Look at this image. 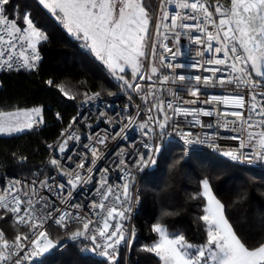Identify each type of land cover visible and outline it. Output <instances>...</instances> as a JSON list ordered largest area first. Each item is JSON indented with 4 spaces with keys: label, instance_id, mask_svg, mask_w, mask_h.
<instances>
[{
    "label": "snow or ice",
    "instance_id": "6c2138e0",
    "mask_svg": "<svg viewBox=\"0 0 264 264\" xmlns=\"http://www.w3.org/2000/svg\"><path fill=\"white\" fill-rule=\"evenodd\" d=\"M10 0H0V67L7 64L12 67L13 56L16 54L15 46L17 42H24L22 47L26 45L31 49V55H25L23 51L19 56L23 59V67L32 69L36 65L34 61L40 59L37 52V44L48 39L47 35L39 30L29 14L23 16V21L27 25L26 29L18 26L15 19H9L6 14L5 5H8ZM165 4L172 3L173 0H164ZM175 6L180 9H191L192 13H203V22H200L198 15L189 14H175L171 17V24H165L164 21L169 19L167 13L161 17V22L156 25V35H160V29H188L196 28L198 31L206 35L207 43L206 50L213 53V58L207 59L204 63L208 65H226L232 73H237L236 77H229L227 82L233 83L239 87L241 84L249 89L258 87L259 82L252 79L251 72L248 71L247 65L250 62L251 69L254 70L257 77L264 78V0H229L228 7L224 8L217 4L214 12L219 14V20L213 18V11L209 10L210 5L202 3L201 0H174ZM45 9H48L56 18L63 24L67 32L72 34L76 39L83 41V47L89 48L96 57H98L112 72L117 79L123 80L124 85L128 88H133L139 91L141 85L135 82L137 75L141 79H152L153 75H157L159 69L153 64L150 68L151 75L140 73L142 67L139 58L145 57V44L143 43L147 38L148 26L151 20V14L145 4V0H39ZM163 12V8H161ZM194 19L197 24L189 25L183 23L184 20ZM177 21H181L177 23ZM211 24L215 31H210L207 25ZM6 33V35H5ZM179 36V33H176ZM197 44L201 43L199 37H195ZM212 41L218 45L213 48ZM178 42V40H177ZM7 43L11 49L10 54L5 57L3 44ZM166 51L172 52L167 44H163ZM223 51L224 57L218 58L215 54ZM153 57L155 56V48L152 50ZM203 55V53H199ZM180 55L179 51L173 53V58ZM165 58L161 56V64L164 67L173 70L172 75H163L157 83L172 84L178 82H185L182 85L184 91L192 89V95H197L200 91L196 88V84L218 83L223 85L224 78H216L215 73L221 71L220 68H204V71H210L213 76L201 77L200 75H183L176 74L175 69L185 68L186 65L182 63L173 64L172 62L164 63ZM125 66L132 68V81L126 80L118 73L125 72ZM187 67H203V65L195 64ZM51 85L52 81H48ZM60 90L64 92L69 98H73L63 85H60ZM169 95L180 99V91L167 89ZM155 96V91L150 93ZM100 93H95L94 96H99ZM147 95L143 96L145 103H147ZM264 97V91L258 93ZM252 103L250 104L249 114L244 116L243 112H223L218 108L212 111H207L203 108L190 109L173 102L167 104V109L172 110L174 114L192 116L194 123L200 127H212L211 124L205 125L198 116H211L216 114L218 116H233L240 122V128L250 130L259 127L261 130L256 133L247 131V139L242 137H229L230 139H240L238 149L222 150L220 145L215 143L210 136L205 135L203 139L200 137H193L191 132H180L185 145L193 144H208L209 147L220 149L221 154L227 156L231 161L238 163H254L256 161H264V101L258 105L257 93L253 92L251 96ZM216 102V104H223L233 108L243 109L245 107V97L243 95H224L210 96L208 101L204 103ZM182 104H195L196 101L183 100ZM159 112H163V119L157 117H149L150 120H156L159 124L160 135H165V129L168 126L169 114L165 111L164 102L160 101L153 105ZM259 107V111L257 108ZM151 108L148 109L151 112ZM41 109L34 108L31 113L25 112L23 115L27 118L32 113L37 116L40 115ZM261 117L259 121L253 123L252 113ZM21 113H5L0 112V133L12 134L22 132L25 129H31L34 123L41 121H32L25 119L20 121L18 117ZM131 123V121H129ZM237 121H227L224 127L227 129L228 125H235ZM141 128H147V124L139 125ZM233 131L237 130L235 128ZM121 132H124V127H121ZM149 132L152 129L149 128ZM146 135L148 133H145ZM73 134L69 133L67 138L59 147L61 153L65 152L67 141L73 139ZM127 138L126 136L124 137ZM223 138V137H222ZM108 139L107 136L97 139V143L104 144ZM51 147V145H49ZM87 147V146H86ZM144 147L149 149V155L145 157L140 154V159L137 167L141 169L156 164V157L160 155V145L145 144ZM251 147V152H244L242 149ZM92 153V160L87 169L84 168L85 160L81 159L77 162L76 168L83 169L89 174H93V169L96 164L98 149L90 147ZM187 149L184 151V156H187ZM183 158V157H182ZM181 158V159H182ZM121 164L124 162L121 161ZM176 164L180 160L175 161ZM54 167H59L56 159L51 160ZM108 169H103V173H107ZM103 173L101 174L103 176ZM69 175L68 183L76 187L80 182H89V176H82L79 171L67 173ZM128 182L123 184L120 189L114 193V186L107 184L106 176L101 179L100 184L104 191L100 193L101 200L93 202L92 208L99 209L105 215L100 216V220L95 221L96 227L90 231L92 220L86 217L74 216L68 211H63L58 217L54 218V223L62 227H67L66 220H77L81 227L76 228L71 232L70 239L75 241L84 238L91 241V249L85 248L83 251L96 252L97 255L106 258L109 264H115L118 258V245L125 240V232L123 225L117 223L113 228L110 223L113 219L120 221L127 219V212L131 211V183L132 180L126 174ZM18 184L19 181L13 182ZM200 192L198 196H202L206 200L204 208V215L200 219L204 222L206 229V241L201 245H193L185 240L182 234L170 235L168 229L161 223H156L153 226V231L158 234V241L150 247H145L143 250L155 253L163 264H264V240L259 241L258 246L249 247L246 242L237 234L233 228V224L229 222L225 214V205L214 194L209 178L205 177L200 180ZM47 184V181L42 182V187ZM61 192L64 185L60 184ZM9 191L11 189L9 188ZM71 195V192L68 193ZM113 197L111 206L106 205L109 197ZM39 200L34 202L31 199L24 200L21 196L12 194V200L7 199L6 194L0 192V209L13 214L14 225H22L28 228V233H21L17 230V234L13 240L5 237L4 231L0 230V264H23L24 261L30 260L36 256L48 252L50 249L56 247V242L49 237L44 224L48 219H53V212L60 211L53 209L52 211H45L48 205L45 203L42 207L37 208ZM119 203L120 207L116 205ZM127 203L128 207H124ZM22 205L23 211H22ZM74 207L79 208V205ZM3 217L0 216V219ZM110 229L111 232L109 231ZM98 237L103 239V243L98 242ZM31 248L30 252H25V249ZM99 249V251H97ZM25 254L22 256L21 253Z\"/></svg>",
    "mask_w": 264,
    "mask_h": 264
},
{
    "label": "built area",
    "instance_id": "2783aa9c",
    "mask_svg": "<svg viewBox=\"0 0 264 264\" xmlns=\"http://www.w3.org/2000/svg\"><path fill=\"white\" fill-rule=\"evenodd\" d=\"M191 2V0H190ZM202 3L210 5L211 11H213V18L219 20V14L214 12V7L210 4V0H201ZM163 8V12L161 11ZM6 9V6H5ZM167 13L169 19L164 21L165 24H171V17L177 13L179 14H189V15H198L200 22H203V13H192L191 9H180L175 6L173 0L172 3L165 4L164 0H156L151 24H152V39L155 38L158 40V45L156 49V59L155 66L159 69L157 75H153L151 80L147 78L137 79L135 82L141 85L139 91L134 90L133 88H128L124 85L121 80L116 79L117 91L109 95H103L100 92H93L87 95L81 102L78 107L76 117L71 121L69 127L61 134V136L52 141L47 145V157L43 166L35 172V175L31 179H27L21 176L9 175L7 172L0 169V192L6 194L9 201L12 200V194L15 193L18 196H21L22 199L32 201L37 203V208L47 204L48 208L45 211H52L53 209H59L60 211H54L53 219H48L44 228L47 232L52 229L66 230L68 228H78L81 227V224L77 220L68 219L66 220L67 227H62L54 223V218L58 217L61 212L68 211L74 216L86 217L93 221L90 225V231L96 227L95 221L100 220V216L105 215V213L100 212L99 209H93V202H99L101 200L100 193L104 191V188L101 186L100 181L104 176L107 178V184L114 186V193L117 192L120 187L128 182L126 179V174L132 180L131 183V211L126 213L128 217L125 220L120 221L118 218L110 221L113 228L117 223L123 225L125 232V240L122 241L118 247V258L115 264H119L121 258L124 256L126 259V264L129 263V255L131 248L135 241L138 238V231L135 228V218L140 211L142 196H141V185L138 182L139 176L146 175L151 171L155 165L151 163L148 166L137 167V164L140 159V154H143L145 157L149 155V149L144 147L145 144L160 145V155L164 147L174 145L185 151L187 149L188 155L185 156L187 159L192 153L211 151L213 153L219 154L229 161H231L227 156L221 154L220 149L229 150V149H238L240 144V139H230L229 137H242L245 140L247 139V131H252L258 133L261 129L259 127L244 130L240 128V122L236 117L233 116H218L213 114L211 116H204L200 114L198 119L205 125L211 124L212 127H200L194 123L192 116L185 117L184 115L174 114L172 110L167 109V104L173 102V106L180 104L184 108L198 109L203 108L207 111H212L214 108H218L223 112H233L240 111L244 113V116L247 117L249 114V106L252 103L251 96L253 92L257 93V104L259 105L261 101H264V97L258 95L259 92L264 91V78H257L254 76L251 68L247 65L248 71L251 72L252 79L259 82V85L255 89H249L244 87L241 84L239 87L235 82L228 83L227 80L229 77H236L237 73H232L226 65H208L204 63L207 59L213 58V53H209L206 50V45L209 43L207 41L206 35L196 28L188 29H171L165 30L163 27L160 29V35H156V25L161 22V17ZM7 14V11H6ZM8 16V14H7ZM9 18V16H8ZM10 19V18H9ZM181 21H177L180 23ZM183 23L189 25L197 24V20L189 19L184 20ZM210 31H215L214 27L209 24L207 25ZM23 29V28H22ZM2 30V29H0ZM176 33H179V36H176ZM6 35V33H5ZM195 37H199L201 40L200 44L195 42ZM178 40V42H177ZM24 42H17L15 46L16 54L13 56L12 67H8L7 64H4L3 67H0V77L4 73L8 72H19L23 70H36L42 60V55L37 48L40 59L34 61L35 67L32 69H27L23 67V59L19 56V53L23 51L25 55H31V49L27 48L26 45L22 47ZM213 48L217 47L215 41L211 42ZM163 44H167L168 48L172 49V52H168L163 47ZM82 49H84L81 46ZM3 50L6 58L11 49L7 43L3 44ZM179 51L180 55L173 58V53ZM199 53H203L200 55ZM165 58L164 63L172 62L173 64L182 63L186 65L185 68L175 69L176 74L183 75H200L201 77L213 76V73L210 71H204V68H220L221 71L215 73L216 78H224L225 83L219 85L218 83L209 84L207 86L201 84H196V88H199L200 91L197 95H192V89L184 91L182 85L186 84L185 82H178L172 84L169 81L168 84H160L157 81L162 78L163 75H172L173 70L167 67L162 66L161 56ZM218 58H223V51L219 54H215ZM203 65V67H187L190 65ZM152 64L148 63L147 67L143 74L151 75L150 68ZM1 88V81H0ZM171 88L172 90L180 91V99L176 100L175 97L169 95L167 89ZM155 91L156 95L153 96L150 93ZM95 93H100L99 96H94ZM147 95V103L143 99V96ZM243 95L245 97V107L243 109L233 108L230 106H225L223 104H216V102L204 103L208 101L210 96H224V95ZM190 100L196 101L195 104H182L181 101ZM160 101L164 102L165 111L169 114L168 126L166 127L165 135H160L159 124L156 120H150L149 117H157L163 119L160 112L153 107L155 103ZM151 108V112L148 109ZM41 109L40 115L32 114L30 120L32 121H41L39 123H34L33 127L30 130H41L45 126L43 108ZM259 111V107L257 108ZM253 123H256L261 119V117L256 116L255 112L252 113ZM131 121V123H129ZM227 121H237L235 125H228L226 129L224 127ZM147 124V128H141L139 125ZM121 127H124V132H121ZM149 128L152 129V132H149ZM235 128L237 130L233 131ZM180 132H191L193 137H200L203 139L205 135L210 136L212 140L220 145V149H214L209 147L208 144H193L185 145L184 140L182 139ZM73 134V139L67 141L65 152L61 153L59 147L63 141L67 138L68 134ZM145 133H148L147 135ZM107 136L108 139L104 144L97 143L98 138ZM127 137L126 139L124 137ZM223 137V138H222ZM51 145V147H49ZM87 146V147H86ZM96 147L98 149L97 156L99 157L96 160L95 167L93 169V174L87 173L83 169H77L76 164L81 159L85 160L84 168L87 169L92 160V153L90 147ZM252 148L247 147L242 149L244 152H251ZM159 155V156H160ZM156 157V162L158 160ZM56 159L59 163V167H54L51 164V160ZM124 163L121 164L120 162ZM233 164L239 165L241 167L250 168V169H260L264 170V161H256L254 163H238L231 161ZM108 169L107 173H103V169ZM76 171H79L82 176H89V182H80L76 187H73L68 183L69 175L67 173L75 174ZM103 173V176L101 175ZM19 181L18 184L13 182ZM47 181L43 187L42 182ZM63 184L64 189L61 192L59 185ZM9 188L11 191H9ZM71 192L69 196L68 193ZM113 202V197H109L106 201L107 206H111ZM79 205V208L74 207ZM120 207L119 203L116 205ZM24 205H22L23 211ZM124 207H128V204L125 203ZM3 210V209H2ZM6 212L5 210H3ZM10 214L13 221V214ZM100 213V216L96 215ZM22 228L25 233H29L28 228L22 225H17ZM112 229L109 231L111 232ZM49 234V233H48ZM49 237L56 242V247L50 249L48 252L36 256L30 260H26L23 264H40L48 255L52 253H60L67 250L72 244L77 245L79 253L82 256H90L97 258L106 264H109V261L106 258L101 257L92 251H83L82 249L88 248L91 249L92 244L90 240L84 239L83 237L78 240L66 239L64 241H58ZM98 242L103 243V239L98 237ZM31 248L25 249V252H30ZM99 251V249H97ZM25 253L22 252L23 256Z\"/></svg>",
    "mask_w": 264,
    "mask_h": 264
},
{
    "label": "trees",
    "instance_id": "16d2710c",
    "mask_svg": "<svg viewBox=\"0 0 264 264\" xmlns=\"http://www.w3.org/2000/svg\"><path fill=\"white\" fill-rule=\"evenodd\" d=\"M224 8L229 0H218ZM156 0H145L151 14ZM215 8L217 0H210ZM6 11L10 19L26 29L23 16L29 14L34 25L48 39L38 43L42 60L36 70L4 73L0 77V112L43 108L45 126L11 136L0 135V169L9 175L27 179L34 177L47 157V145L58 139L76 117L82 100L93 92L109 95L117 91L116 77L90 51L82 49L83 41L70 35L63 24L39 3V0H10ZM213 8V9H214ZM126 80L132 81L130 73ZM48 81H52L50 85ZM124 83V81L121 80ZM63 85L73 98L60 90ZM183 157V158H182ZM182 158V159H181ZM180 160L179 164L175 161ZM209 178L212 190L225 205V214L247 246H258L264 240V170L233 164L211 151L192 153L185 159L177 146L164 147L154 168L139 176L142 203L135 218L138 238L133 244L128 264H161L155 253L144 251L159 239L153 231L156 223L170 235L182 234L188 243L206 241L203 216L206 200L200 192V180ZM0 230L13 240L17 230L10 214L0 209ZM76 228H52L49 235L58 240L70 239ZM40 264H106L90 256H82L77 245L48 255ZM119 264H126L123 256Z\"/></svg>",
    "mask_w": 264,
    "mask_h": 264
},
{
    "label": "rangeland",
    "instance_id": "374dc122",
    "mask_svg": "<svg viewBox=\"0 0 264 264\" xmlns=\"http://www.w3.org/2000/svg\"><path fill=\"white\" fill-rule=\"evenodd\" d=\"M212 5V4H211ZM212 6H214V5H212ZM48 10V9H47ZM49 11V10H48ZM50 12V11H49ZM70 34V33H69ZM70 35H72V34H70ZM73 36V35H72ZM144 44H145V48H144V51H145V53H146V56L145 57H141V58H139V60H140V62H141V65H142V67H141V69H140V73H144V71H145V69H146V67H147V64L148 63H151L152 65L153 64H155V59H156V56H154L153 57V54H152V50H153V48H155V54H156V49H157V45H158V40H157V38H155V40L153 41V39H152V24H151V20H150V24H149V26H148V33H147V38L145 39V41L143 42ZM38 45V44H37ZM82 47H83V45H82ZM84 49H87L86 47H83ZM95 55V54H94ZM96 56V55H95ZM98 58V57H97ZM99 59V58H98ZM100 60V59H99ZM101 61V60H100ZM102 62V61H101ZM103 63V62H102ZM104 64V63H103ZM105 65V64H104ZM106 66V65H105ZM107 67V66H106ZM107 69H108V67H107ZM109 70V69H108ZM109 72L112 74V72L109 70ZM127 72H129L130 73V76H131V79L133 80V77H132V68H131V66H125V72L124 73H118V75H120V76H123L125 79H127L126 78V76H125V74L127 73ZM113 75V74H112ZM114 76V75H113ZM114 77H116V76H114ZM141 76L140 75H137L136 77H135V81L137 80V79H139ZM117 79V78H116ZM123 81V80H122ZM17 112H19V111H16V112H12V113H17ZM26 112H28V113H31V110L30 111H26ZM19 113H21V115L18 117V119L20 120V121H24L25 119H30V117H31V115L29 116V117H25L24 115H23V113H25V112H19ZM30 129H25L24 131H29ZM23 131V132H24ZM12 134H16V133H12ZM0 135H10V134H4V133H0Z\"/></svg>",
    "mask_w": 264,
    "mask_h": 264
},
{
    "label": "crops",
    "instance_id": "0c3cea01",
    "mask_svg": "<svg viewBox=\"0 0 264 264\" xmlns=\"http://www.w3.org/2000/svg\"><path fill=\"white\" fill-rule=\"evenodd\" d=\"M32 110V109H31ZM26 111H30V110H21V111H19V112H26ZM33 114V113H32ZM23 132V131H22ZM19 133H21V132H18V133H16V134H19ZM11 135H14V134H10V135H2V136H11ZM161 260V259H160ZM161 264H163V261L161 260Z\"/></svg>",
    "mask_w": 264,
    "mask_h": 264
},
{
    "label": "water",
    "instance_id": "95a60500",
    "mask_svg": "<svg viewBox=\"0 0 264 264\" xmlns=\"http://www.w3.org/2000/svg\"><path fill=\"white\" fill-rule=\"evenodd\" d=\"M248 65H249V67L251 68V66H250V62H249ZM251 70H252V69H251ZM252 72H253L254 76L257 77V76L255 75L254 70H252ZM257 78H262V77H257ZM160 114H161V116L163 117L164 113H163V112H160Z\"/></svg>",
    "mask_w": 264,
    "mask_h": 264
}]
</instances>
